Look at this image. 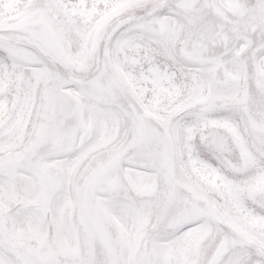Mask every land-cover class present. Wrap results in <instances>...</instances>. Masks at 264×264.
Instances as JSON below:
<instances>
[{"label": "snow or ice", "instance_id": "snow-or-ice-1", "mask_svg": "<svg viewBox=\"0 0 264 264\" xmlns=\"http://www.w3.org/2000/svg\"><path fill=\"white\" fill-rule=\"evenodd\" d=\"M0 264H264V0H0Z\"/></svg>", "mask_w": 264, "mask_h": 264}]
</instances>
